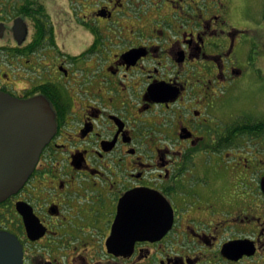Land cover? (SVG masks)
I'll return each mask as SVG.
<instances>
[{
    "label": "flooded vegetation",
    "instance_id": "flooded-vegetation-1",
    "mask_svg": "<svg viewBox=\"0 0 264 264\" xmlns=\"http://www.w3.org/2000/svg\"><path fill=\"white\" fill-rule=\"evenodd\" d=\"M237 8L0 0V93L55 124L0 198L21 264H264V0Z\"/></svg>",
    "mask_w": 264,
    "mask_h": 264
},
{
    "label": "water",
    "instance_id": "water-1",
    "mask_svg": "<svg viewBox=\"0 0 264 264\" xmlns=\"http://www.w3.org/2000/svg\"><path fill=\"white\" fill-rule=\"evenodd\" d=\"M54 126L43 99L19 101L0 93V198L29 176ZM11 240L0 232V264H21Z\"/></svg>",
    "mask_w": 264,
    "mask_h": 264
},
{
    "label": "rangeland",
    "instance_id": "rangeland-1",
    "mask_svg": "<svg viewBox=\"0 0 264 264\" xmlns=\"http://www.w3.org/2000/svg\"><path fill=\"white\" fill-rule=\"evenodd\" d=\"M263 0H239V8H237L238 12L240 14L245 13V15H251V14H255V16H257V13L260 9V5L262 3ZM253 95H247L246 96V100L245 101H249L250 99H252ZM248 104H246L247 106ZM261 106H264V98L262 100V104Z\"/></svg>",
    "mask_w": 264,
    "mask_h": 264
}]
</instances>
